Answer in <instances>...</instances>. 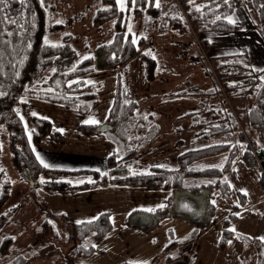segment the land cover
<instances>
[{
    "label": "rangeland",
    "instance_id": "obj_1",
    "mask_svg": "<svg viewBox=\"0 0 264 264\" xmlns=\"http://www.w3.org/2000/svg\"><path fill=\"white\" fill-rule=\"evenodd\" d=\"M251 1L264 5V0ZM48 2L50 6L45 11L43 42L57 45L68 38L65 42L74 52L76 63L89 57L97 59L99 48L114 39L117 15L94 23L97 11L108 9V3H103L102 0ZM115 3L118 13L122 12L124 16L125 34H130L135 42L140 37L143 38L144 43L138 54H148L156 60L153 84L149 87V77L141 57H134L122 66L87 71L79 76L80 80L85 85H100L101 97L102 91H107L106 87L112 83V79L115 88L120 79L122 85L127 86L129 97L138 102L137 108L155 113L161 133H168L160 137L153 144L154 147L139 150L129 160L131 168L142 172L149 171L154 166L172 169L177 166L176 156L190 147L196 127H191L194 120L192 115L186 114L189 112L186 109L198 111L200 97L190 98L192 104L182 106L181 103L172 101L165 103L164 99L157 96L160 88L167 82L170 66L173 63L176 67L173 70L178 74L177 78L172 77V84L180 87L182 78L188 74L190 81L200 86L207 84L206 86L212 87L213 81L205 76L202 65L197 62L201 48L196 44L193 34L162 31L161 23L165 22L163 19L152 21L148 14L135 16L134 4L129 6L127 0H115ZM167 8L161 12L164 14ZM163 24L170 26L168 22ZM54 26H57L56 29ZM50 71L51 67L45 74ZM32 100L42 101L26 99L31 113L34 111L32 105L37 103ZM178 100L184 101L183 98ZM184 109L185 112L181 111ZM77 111L88 117L92 109L89 107L86 112ZM48 113L54 112L48 110ZM47 115L51 118L42 117L48 118L54 127L56 120L51 114ZM21 117L25 134L33 142L32 124L25 115ZM56 133L59 134L58 131ZM6 140L1 136L0 165L11 183V191L0 210V213L3 212V218L0 219V248L4 238L11 237L12 242L4 245L11 257H18L20 254L24 255L25 250H32L33 256L25 264H264V189L260 185L262 169L259 164L248 165L244 161L242 153L247 148L245 143L240 145L223 172L221 182L224 185L213 187L207 196L199 198L202 209L206 199L209 211L205 207L200 211L197 200H191L189 196L180 198L187 203L181 209L176 208L173 203L169 209L157 211L155 209L167 202V198L161 197V194L168 192L172 194L173 200L178 194L167 190L154 191L156 189L150 190L139 185L110 183L69 192H52L41 186L47 180L42 174L38 175V184L32 186L14 167ZM91 153L96 154L94 149L86 151V155ZM226 156L227 153L224 152L201 158L194 162V167L220 168L224 165ZM69 180L71 184H79L92 179L90 175H82ZM210 181L213 179H199L202 184ZM123 207L130 210L125 217ZM9 209L14 212L10 213ZM102 212L109 214L112 229L102 237L94 238L90 234L84 239L82 246L92 247L89 254L73 252L75 243L68 239L71 227L65 222L93 220ZM134 213L139 214V219L143 221L157 220V223L153 226L148 224L149 226L140 230L133 229L129 221ZM50 214H54L59 220L53 219ZM45 220L50 222L49 231L42 226ZM5 256L0 257V264L11 263V257Z\"/></svg>",
    "mask_w": 264,
    "mask_h": 264
},
{
    "label": "trees",
    "instance_id": "obj_2",
    "mask_svg": "<svg viewBox=\"0 0 264 264\" xmlns=\"http://www.w3.org/2000/svg\"><path fill=\"white\" fill-rule=\"evenodd\" d=\"M48 1L50 0H3L0 3V139L1 136L7 139L12 163L22 178L36 186L38 175L42 174L47 180L41 186L52 192H69L110 183L147 186L179 195L187 191L207 196L213 187L224 185L221 176L240 145L245 143L247 148L242 157L248 165L261 166L260 185L264 189V70L252 69L247 58L240 54L204 58L206 46L203 43H200L201 54L197 62L202 65L203 73L212 79L214 85L206 89L200 85H192L190 90L177 93L180 97H200V108L196 112H186L192 115L194 122L191 127L196 129L188 150L176 156V167L170 169L166 166H154L146 172L131 168L129 160L139 150L154 147L153 144L167 133H161L155 113L137 108L138 102L129 97L127 86L122 85L120 79L104 126H78V130L88 136L105 132L114 144V149L106 159V170L56 169L40 163L32 149V142L25 134L21 115H25L32 124L35 143L48 135L53 126L48 118L31 113L26 99H40L86 112L99 100L101 86L85 85L79 77L85 72L122 66L134 57H141L151 81L156 67V61L150 55L138 54L144 43L143 38L140 37L135 42L130 34H125L124 16L122 12L118 13L115 0H102L110 7L98 10L94 18V23H98L117 15L114 39L99 48L97 59L89 57L76 63L74 52L65 42L68 38L57 45L43 42L45 11L50 6ZM127 3L129 6L134 4L135 16L148 14L152 21L163 19L170 26H164L165 22L161 23L164 27H161L162 31L180 34L231 30L234 26L227 22V14L248 3L264 36V5L251 0H127ZM166 8L168 10L163 14L161 11ZM56 27L54 26L55 29ZM50 67V73L45 74ZM249 129L255 130L262 146L249 136ZM224 152L227 156L222 167H194L195 161ZM82 175H90L92 180L71 184L70 178ZM202 177L213 181L199 183ZM55 179L58 181H54ZM10 191L11 183L0 165V210L9 198ZM205 201L203 208L209 211ZM173 202L172 196H169L162 208L169 209ZM9 211L14 212L11 209ZM1 215L3 216V212L0 213V219L3 218ZM50 216L59 220L54 214ZM156 223L157 220H154L152 225ZM65 224L71 227L68 239L75 243L72 250L78 254L91 252V246L84 247L81 244L87 236L91 234L94 238H99L112 229L107 212L100 213L93 220ZM42 226L46 231L51 227L47 220ZM10 242L11 237L4 238L0 257H11L4 246ZM32 256V250H25L24 255L11 257L10 262L25 264Z\"/></svg>",
    "mask_w": 264,
    "mask_h": 264
},
{
    "label": "crops",
    "instance_id": "obj_3",
    "mask_svg": "<svg viewBox=\"0 0 264 264\" xmlns=\"http://www.w3.org/2000/svg\"><path fill=\"white\" fill-rule=\"evenodd\" d=\"M226 20L228 23L234 26L233 29L228 31L205 30L192 33L195 36L194 40L196 41V44L198 43V45L201 46L200 43H203L206 46L204 47V55L206 57L208 55L209 58H211L216 56L240 54L244 55L247 58V62L252 67V69L264 70V36L254 18L250 5L248 3H244L243 5L234 8L229 14H227ZM179 39L181 40V38ZM195 56H197L196 52ZM197 57L199 58V56ZM172 59L173 61H175V58ZM187 60L192 61L190 58H187ZM184 64L185 63L183 62V68H185ZM175 68V65L172 63V66H170V71H168L167 82L165 86H162L160 88L157 96L160 99H164L165 103H171L172 101V103L176 104L181 103L182 106H190V103L192 104V100L190 99V97L186 95L180 97L177 93H179V91H188L190 90V86L197 85V83L194 81H190V75L188 74L187 76H184V78H182V82L179 83L181 87L178 86V84H172V77H178V74L173 70ZM113 77L114 73L112 78ZM186 77L188 79H185ZM111 82L112 83L108 87H106L107 91H102V96L100 97V99L90 106L92 112L88 117L78 113V111L73 107L52 103L49 101L32 100L37 101V103L32 105L34 107V114L46 117L50 116L47 114H51V116L57 122V124L54 125L52 131L44 138H42L41 141L36 143L32 142V149L40 163H42L44 166L45 164L48 165V168L56 169L75 170L87 168L97 171L106 170V158L107 155L110 154V152L114 149V144L107 137L105 132H98L88 136L81 133L78 130V126L81 124H96L99 126H104L108 111L111 107L114 97L115 87L113 79L111 80ZM152 84V80L148 82L149 87ZM141 85H143V83H141ZM206 85L207 84L202 85L204 89L208 87ZM176 96H179V98H176ZM181 98H183L184 101L178 100ZM174 100L176 102H174ZM48 110L53 111L54 113H48ZM181 111L185 112V109ZM186 111L189 110L186 109ZM167 116H170V114H167ZM91 121H96V123H92ZM55 131L59 132L58 136H56ZM249 136L255 139L257 141V144L262 146V142L259 140V136L254 129H249ZM88 149H94L96 154L91 153L89 155H86V151ZM117 187L125 188V186ZM148 188H150V190L155 189L151 187ZM160 190L162 189H156L154 191ZM200 195L201 193L196 194L185 191L180 195L178 194V197H175L173 203H175L176 208L180 207L181 209L182 205H186L187 203H185L186 201H181L180 198H182L183 196H189L191 200H197L198 205L201 208L202 204L200 205L198 201L202 196ZM169 196H172V194H169L168 192H166L165 194H161V197L163 198H168ZM200 208V211L204 210V208ZM128 212H130V210H127L125 208L123 216L125 217ZM139 216L140 215L137 213L131 215L129 223L131 227H133V229L140 230V228L142 227L149 225L151 226L153 224L152 220H150V222L143 221L139 219Z\"/></svg>",
    "mask_w": 264,
    "mask_h": 264
},
{
    "label": "snow or ice",
    "instance_id": "obj_4",
    "mask_svg": "<svg viewBox=\"0 0 264 264\" xmlns=\"http://www.w3.org/2000/svg\"><path fill=\"white\" fill-rule=\"evenodd\" d=\"M3 0H0V3H2ZM92 123H96V121H91ZM45 167H48V165L45 164Z\"/></svg>",
    "mask_w": 264,
    "mask_h": 264
},
{
    "label": "built area",
    "instance_id": "obj_5",
    "mask_svg": "<svg viewBox=\"0 0 264 264\" xmlns=\"http://www.w3.org/2000/svg\"><path fill=\"white\" fill-rule=\"evenodd\" d=\"M258 162H260V161L258 160Z\"/></svg>",
    "mask_w": 264,
    "mask_h": 264
},
{
    "label": "water",
    "instance_id": "obj_6",
    "mask_svg": "<svg viewBox=\"0 0 264 264\" xmlns=\"http://www.w3.org/2000/svg\"><path fill=\"white\" fill-rule=\"evenodd\" d=\"M101 129H103V128H101Z\"/></svg>",
    "mask_w": 264,
    "mask_h": 264
},
{
    "label": "bare ground",
    "instance_id": "obj_7",
    "mask_svg": "<svg viewBox=\"0 0 264 264\" xmlns=\"http://www.w3.org/2000/svg\"><path fill=\"white\" fill-rule=\"evenodd\" d=\"M162 208V207H161Z\"/></svg>",
    "mask_w": 264,
    "mask_h": 264
}]
</instances>
